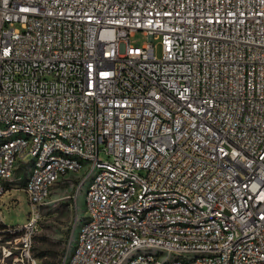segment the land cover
<instances>
[{"label": "built area", "instance_id": "2783aa9c", "mask_svg": "<svg viewBox=\"0 0 264 264\" xmlns=\"http://www.w3.org/2000/svg\"><path fill=\"white\" fill-rule=\"evenodd\" d=\"M23 164L16 264L71 173L63 264H264V0H0V196Z\"/></svg>", "mask_w": 264, "mask_h": 264}, {"label": "rangeland", "instance_id": "374dc122", "mask_svg": "<svg viewBox=\"0 0 264 264\" xmlns=\"http://www.w3.org/2000/svg\"><path fill=\"white\" fill-rule=\"evenodd\" d=\"M136 40L144 41L141 35ZM160 52L161 46H158V55ZM28 175L29 164L19 166L8 182V192L0 196V264H16L14 255H5L4 247L15 236L9 230L30 216L32 206L24 189ZM80 179V174H68L53 186L47 202L40 206L41 230L33 248L37 264H63L73 246L86 212V185H80Z\"/></svg>", "mask_w": 264, "mask_h": 264}]
</instances>
